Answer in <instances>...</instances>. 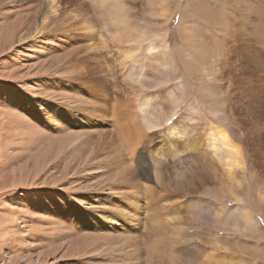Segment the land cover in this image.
I'll return each mask as SVG.
<instances>
[{
	"label": "bare ground",
	"instance_id": "6f19581e",
	"mask_svg": "<svg viewBox=\"0 0 264 264\" xmlns=\"http://www.w3.org/2000/svg\"><path fill=\"white\" fill-rule=\"evenodd\" d=\"M39 1L37 36L58 18L56 31L83 32L86 43L71 59L79 61L74 85L81 102L64 115L85 126L78 143L84 170L106 174L100 192L118 194L107 200V219L120 231L112 245L124 264H264V188L255 185L256 175L264 182V53L249 34L240 30L225 42L215 34L225 32L212 10L208 15L182 0L180 14L188 7L195 20L187 25L180 17L177 50L184 67L171 86L146 62L162 66L168 77L181 74L168 38L170 0H79L64 9L60 0ZM91 7L103 17L101 29L89 18ZM137 50L143 62L126 66L121 76L118 54L128 58ZM86 55L94 64L81 68ZM190 76L198 83L191 82L194 103L186 95ZM150 84L164 91L142 94L131 109V90ZM184 104L186 114L180 112ZM79 110L84 119L73 112ZM99 124L107 127L100 134L89 128ZM201 192L210 194L208 200L194 197ZM192 253L195 263L180 259ZM167 254L175 260L165 263Z\"/></svg>",
	"mask_w": 264,
	"mask_h": 264
},
{
	"label": "rangeland",
	"instance_id": "374dc122",
	"mask_svg": "<svg viewBox=\"0 0 264 264\" xmlns=\"http://www.w3.org/2000/svg\"><path fill=\"white\" fill-rule=\"evenodd\" d=\"M86 1L88 4L90 0ZM190 1L192 5L202 6L208 15L212 10L220 30L225 32L215 34L225 42L243 30L264 53V0ZM78 3L79 0H60L62 9L69 5L74 8ZM170 3L174 7V17L169 23L168 38L181 74L173 73L168 77L162 66L146 62L150 73L156 70L161 75L159 79H166L173 86L184 67L177 50L182 42L178 30L180 17L187 25L195 19L188 7H183L185 13L180 14L182 0H170ZM90 10L93 14H89L90 20H96H91L95 29H101L103 17L92 7ZM40 15L39 0H0V264H124L123 253L112 245L120 231L107 219L110 210L107 200L118 194L107 190L100 192L106 174L99 172L98 176L93 167L84 170L78 143L84 136L81 131L85 126L75 124L72 116L64 115L81 102L76 97L74 85L79 84V61L71 59L75 57L73 52L86 43L80 40L83 32L69 28L56 31L60 25L58 18L37 36ZM119 56L115 63L121 66L119 74L123 77L126 66L143 62L138 50L128 58ZM86 60L87 55L81 68L94 64ZM227 78L224 77V86H227ZM187 81V100L194 103L196 89L191 82L198 83L191 76ZM118 82L126 86L123 78ZM109 85L112 87L111 82ZM150 85L144 91L139 87L131 90V109L137 108V99L142 94L164 91V86ZM81 95L87 97L84 93ZM79 98L82 97L79 95ZM50 104L55 107L53 112L48 108ZM186 107L187 104L182 105L180 112L186 114ZM201 111L205 117L209 115L208 110ZM73 112L84 119L80 110ZM89 128L99 134L107 129L101 124ZM155 139L153 135L147 140L145 151ZM255 185L264 188L261 175H256ZM205 193H197L194 197L208 200L210 194ZM259 217L264 222V216ZM219 235H223L222 231ZM230 247L236 249L233 242ZM245 251L250 254V249ZM189 257L180 259L196 262L192 259L194 253ZM163 260L167 263L175 260V256L167 254Z\"/></svg>",
	"mask_w": 264,
	"mask_h": 264
}]
</instances>
